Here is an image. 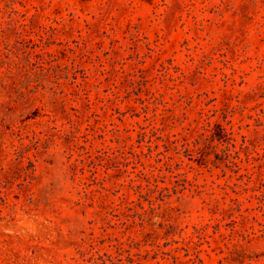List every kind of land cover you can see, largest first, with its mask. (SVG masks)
Here are the masks:
<instances>
[{
	"label": "rangeland",
	"instance_id": "1",
	"mask_svg": "<svg viewBox=\"0 0 264 264\" xmlns=\"http://www.w3.org/2000/svg\"><path fill=\"white\" fill-rule=\"evenodd\" d=\"M0 264H264V0H0Z\"/></svg>",
	"mask_w": 264,
	"mask_h": 264
}]
</instances>
